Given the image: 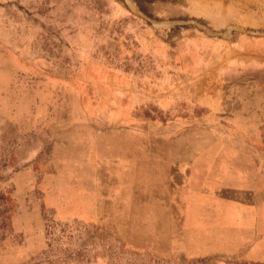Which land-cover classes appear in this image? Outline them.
Segmentation results:
<instances>
[{
	"label": "rangeland",
	"instance_id": "rangeland-1",
	"mask_svg": "<svg viewBox=\"0 0 264 264\" xmlns=\"http://www.w3.org/2000/svg\"><path fill=\"white\" fill-rule=\"evenodd\" d=\"M256 164L264 0H0V264H264Z\"/></svg>",
	"mask_w": 264,
	"mask_h": 264
},
{
	"label": "crops",
	"instance_id": "crops-1",
	"mask_svg": "<svg viewBox=\"0 0 264 264\" xmlns=\"http://www.w3.org/2000/svg\"><path fill=\"white\" fill-rule=\"evenodd\" d=\"M254 176L240 175L236 179L239 191L249 194V202H235L232 209L236 220H245V226L240 230L241 240L232 249L216 248L226 254H239L251 261L264 262V164H256ZM245 178L247 180H245ZM235 221V218L234 220Z\"/></svg>",
	"mask_w": 264,
	"mask_h": 264
}]
</instances>
